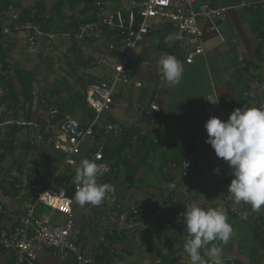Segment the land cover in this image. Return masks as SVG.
<instances>
[{"label":"crops","instance_id":"obj_1","mask_svg":"<svg viewBox=\"0 0 264 264\" xmlns=\"http://www.w3.org/2000/svg\"><path fill=\"white\" fill-rule=\"evenodd\" d=\"M100 1L103 3V0ZM207 1L213 7L228 9V15L225 20L203 22L205 54L198 57L195 64H186L182 52L180 55L183 57L176 56L183 65V76H189L192 81L187 83L182 80L174 87L164 81L160 88L161 73L157 60L164 53L160 50L161 36L147 37L136 48L130 73L120 81L114 94L115 101L113 98L109 111L99 121L98 141L87 139L82 147V156L93 153L99 147L110 151L105 163L116 173L118 180L114 182L116 185L111 184L114 193L110 202L105 205L100 203L101 216L94 215L93 204H86L73 214L78 219V232L83 235L82 245L93 258V264H191L184 249L187 231L180 214L193 204L205 209L222 207L227 212L233 234L227 243L219 240L212 242L222 249V264H264V235L258 236L256 232V225H264V206L255 211L248 204L234 201L227 190L233 179L231 169L225 161L216 157L213 149L206 157L195 159L188 177L175 184L174 200L169 199L173 189L169 188L168 164L186 159L194 139L207 134L204 125L208 119H220L223 111L230 116L234 109L247 106L242 103L247 87L253 78H264V57L262 60L254 58L257 37L250 28L254 17L251 8L262 6L263 12L258 16L264 17V5L242 8V3H254L256 0ZM122 2L116 13L123 14L127 7L128 0ZM61 29L58 33L44 34L38 28L35 33L37 57L30 58L27 53L25 32L0 42L11 51L6 72L0 62V86L6 92L5 77L14 92L20 93V84L14 76L15 68L37 74L32 121L27 120L19 100L15 103L17 108L6 100V109L0 114V155H4L0 161V177L7 169L19 173L18 166H22L23 161H28L26 169L29 168L34 153L45 159L53 157L52 135L48 129L56 128L62 121L51 123L56 111L60 108L59 114H66L65 117H71L80 124L85 121L90 123L88 117L93 111L80 102L79 95L85 94L89 86L115 75L113 65L120 60L123 48L119 41L110 40L104 28L95 36L83 38L68 32L73 29L68 22L62 24ZM108 31L117 35L111 28ZM112 44L118 47L117 51L111 59L102 62L103 52H107ZM166 44L170 47L173 40L169 38ZM239 54L245 55L246 66L250 63L249 67L245 66L247 69L237 65ZM200 75L202 80L198 79ZM257 100L249 106H264V90ZM51 103L53 110L49 105ZM152 103L161 108L160 113L152 111ZM172 107L176 109L174 112ZM10 124L11 129L16 127L19 132L7 138L11 132ZM109 124L121 125L123 133L127 134L116 137L102 131ZM43 126L49 136L48 141L41 135ZM31 132L35 133L33 143L37 148L28 152L25 147ZM130 135H134V150H126L120 159L118 156L124 151V139ZM216 169H219L218 174ZM23 196L10 198L0 192V207L3 208L1 229H12L17 225L20 215L30 204L21 202ZM14 202L24 204L21 213H16L9 205ZM116 205L129 211L137 210L139 214L135 217L133 230L126 233L127 239L111 244L107 242L106 235L111 231L117 232L110 218V213L116 211ZM245 211L248 212V219L242 220L241 215ZM47 217L54 220L51 213ZM201 255L207 264H212L204 249ZM13 260L16 261L12 256H3L2 264ZM73 261L72 255L55 256L47 251L40 254L37 264H75Z\"/></svg>","mask_w":264,"mask_h":264},{"label":"built area","instance_id":"obj_2","mask_svg":"<svg viewBox=\"0 0 264 264\" xmlns=\"http://www.w3.org/2000/svg\"><path fill=\"white\" fill-rule=\"evenodd\" d=\"M257 5H264V0H256L254 3L244 2L240 7L251 8ZM98 6L100 20L96 23L81 25L79 32L81 36L91 37L107 26L118 33L123 50L120 60L113 65L115 75L112 79L86 89L87 107L95 114L94 119L86 127H82L77 120L66 117L56 128L48 129L52 135L50 142L53 147L65 154V165H75V158L79 156L82 157L81 161L89 159L102 165L96 177L97 183L110 171L104 160L103 148L99 147L93 153L82 156V147L87 139L95 140L96 129H99L102 115L109 111L120 81L130 73L131 62L138 45L149 36L161 35L165 29H171L178 35L185 63L193 65L198 57L205 54L203 22L214 23L225 20L228 15V9L213 7L207 0H134L132 2L133 12L128 16H124L120 12H106L104 11L105 6L101 3H98ZM8 17L5 21L4 31L6 38H13L17 33L25 32L27 34V51L30 54H35L37 52L35 33L38 32V28L30 24L18 26L19 13L12 8L9 10ZM115 51H117L116 45H110L107 52H103L101 56L102 62L111 59V55ZM163 54L169 53L164 52ZM236 63L240 67H245V55L239 54ZM163 83L164 80L160 75V88ZM263 90L264 82H255L252 89L243 94L242 100L249 103L256 101ZM5 96V89L0 86V114L6 109ZM150 107L156 113L161 112V108L156 103H152ZM228 118L229 115L223 111L220 119L227 121ZM32 127L34 128L33 125ZM103 131L119 137L122 136L124 129L119 124H109ZM34 137L35 133L33 135L31 132L28 140H33ZM207 138V134H204L194 139L193 150L185 160L168 164V177L170 176L175 184L188 177L195 159L204 158L210 153L212 148L205 142ZM10 174L9 180L18 179L22 187L27 185L26 176H22L18 172ZM56 177L46 189L33 186V190L38 191L37 202L27 206L14 228L0 230V243L6 250V254L16 259L15 264H37L40 254L47 251L52 252L55 256L73 254L77 264H93V258L88 255L83 245L77 240L78 228L72 215L78 202L65 190L59 192L54 190L53 183ZM113 193L114 191L109 192L101 204L109 203ZM40 204L49 207L53 212L72 217L66 222L52 220L50 217L39 218L36 212ZM114 208L116 211L110 213V218L117 228V232L121 233L125 230L131 232L136 225L135 217L138 216L139 211H129L120 205H116Z\"/></svg>","mask_w":264,"mask_h":264},{"label":"trees","instance_id":"obj_3","mask_svg":"<svg viewBox=\"0 0 264 264\" xmlns=\"http://www.w3.org/2000/svg\"><path fill=\"white\" fill-rule=\"evenodd\" d=\"M100 0H58L56 4L53 7H47L45 5L44 0H40L36 2L32 7L28 8H23L21 5V0H0V42L6 38V36L3 35V20L6 18V13L10 10V8L14 9L15 12L19 13V22L18 26H24L27 24H30L34 27H38L39 30H42L44 34H51L53 32L58 33L61 31V25L64 24L65 22H68L71 24V27L73 28L71 31L72 36H76L79 32V27L83 24H88V23H96L100 20L99 16V8L97 6V2ZM132 2L133 0H128V5L125 8L123 12L124 16H128L131 12H133V7H132ZM68 5L70 13L66 15L64 13V8ZM254 8V7H253ZM263 7L259 6L257 9H252L251 12L254 13V17L252 20V23L250 25V28L252 32L256 35L257 37V46L255 49L254 53V58L258 60H262L264 57V17L263 16H258V14H261ZM105 32L107 35H109L110 40H115L120 42V37L117 33H111L109 30V27L105 26L104 28ZM66 31V32H67ZM161 42L162 45L160 47V50L163 52H167L173 56H180L181 53V48H180V41L178 39V35L175 31H172L171 29H165L162 31L161 35ZM171 38L173 40V44L168 47V44L165 45L166 41ZM118 48V47H116ZM10 50L5 49L3 45L0 43V62L2 64V68L4 72L5 70H8V65L9 63L7 62L9 55H10ZM249 64L247 66L249 67ZM246 66V67H247ZM245 67V69H247ZM36 72L35 71H25L20 68H15L14 69V76L17 78L19 84H20V93L16 94L14 90L12 89V86L10 85V81L8 80L7 77L4 78V82L7 85L8 92H6L5 96V101L8 100V102L16 107L17 100L22 103L23 109H25V116L28 117V121H32V110H33V105H34V84L36 83ZM255 82H264V78H253V81H251L250 85L247 87V92H249L252 89V86ZM252 84V86H251ZM56 95V93L54 94ZM80 102L86 104L85 101V94H80ZM52 97V96H51ZM243 97V96H242ZM258 101V100H256ZM256 101L248 102V101H242V103L247 104L248 107L249 105L255 104ZM247 102V103H246ZM10 105V106H11ZM51 109L53 110L54 105L53 103L49 104ZM59 106V104H58ZM17 108V107H16ZM60 109V108H59ZM59 109L56 111V116L52 119L51 123H57L61 119L63 120L66 118V114H59ZM95 117V114L88 117L89 121H92ZM89 122H84L81 124L82 127H86ZM12 124H10V129H11ZM45 126H43V129L41 131V135H44L45 141L49 140V136L45 134ZM97 129H96V136H95V141H98L97 138ZM103 131V130H102ZM100 131V133L102 132ZM19 132V129L16 130V127H13L11 129L10 134H13L12 136L7 135V138L16 136L17 133ZM126 133V132H125ZM122 134L123 137L124 134ZM127 134V133H126ZM46 135V136H45ZM133 136L130 135L128 138L124 139L125 140V146H124V151L120 155L119 158H123V154L126 150H134V143H133ZM34 143H35V139ZM33 140H27L26 143V149L28 152L34 151L37 147L34 146ZM52 145V144H51ZM52 150L54 152V156H48L46 163L45 164H35L33 169L28 168V182L29 184L26 187H22V184L20 183V180L15 179L14 181H11L8 179V175L10 174L11 169L5 170L4 174L2 177H0V192H3L4 196L10 197V198H17L20 197L21 195L23 196V201L21 202H30V203H36L38 199V191H34L32 186L37 185L41 186L44 189H46L54 177H56V180L54 181L53 188L55 191L59 192L61 190H65L67 194L71 197H74V194L76 192L75 188L78 186L76 183H74L75 177L77 175V170L80 166V161L82 157H76L75 158V165H65V154L61 151L56 150L53 145H52ZM193 147L191 148L190 152H192ZM107 153L109 155L110 151H105L103 149V154H104V160L107 162ZM3 154L0 155V161L3 159ZM187 157V156H186ZM109 159V157H108ZM114 160V159H112ZM185 160V159H184ZM180 162V161H179ZM62 166V167H61ZM23 167H25L23 164L22 166H18L19 173L23 175ZM168 169V166H167ZM59 173V175H58ZM190 173V172H189ZM112 169L105 174V176L102 178V180L98 184H114V182H118L116 173L114 174ZM61 176V177H60ZM168 176V174H167ZM60 179L58 180V178ZM169 182L171 184H175L173 179L169 176L168 177ZM113 181V182H112ZM174 192H176L175 188H173V193L169 195V199L171 201L174 200ZM86 205L81 206L79 203H77L74 207V211L77 209H81L85 207ZM94 215H100V208L101 205H94L93 207ZM48 209V210H46ZM100 209V210H99ZM3 208L1 207L0 209V223H1V218H3ZM51 213V209L49 207H46L43 204H40L37 209V216L39 218L45 219L49 214ZM101 216V215H100ZM256 232L258 233V236H263L264 235V225H256ZM1 230V227H0ZM116 231V230H115ZM114 231L109 232L106 235L107 242L111 244L119 243L122 242L124 239H127L126 236L128 233V230H125L121 233L115 232ZM77 240L78 243L82 245L83 242V235L78 232L77 234ZM84 247V246H83ZM72 255L74 259V263L77 264L76 258L74 257L73 254H68ZM7 256L6 250L0 243V264H2V257ZM96 258V255H95ZM95 262V261H94ZM15 261H8L7 264H14Z\"/></svg>","mask_w":264,"mask_h":264},{"label":"clouds","instance_id":"obj_4","mask_svg":"<svg viewBox=\"0 0 264 264\" xmlns=\"http://www.w3.org/2000/svg\"><path fill=\"white\" fill-rule=\"evenodd\" d=\"M157 65L168 86L180 83L184 69L175 56L163 54ZM204 128L208 137L205 142L214 150L216 157L225 161L231 169L233 179L228 192L237 204H248L259 211L264 206V106L236 108L227 121L211 117ZM101 167L94 160L81 161L74 180L79 186L74 198L81 206L99 205L107 193L114 191L110 184L97 183ZM215 171L219 173V169ZM169 188H175V184H169ZM180 215L187 231L184 249L191 264H207L201 255L202 249L212 264H222V249L212 242L219 240L227 243L233 234L226 210L222 207L205 209L193 204ZM241 219L247 220L248 212H243Z\"/></svg>","mask_w":264,"mask_h":264},{"label":"rangeland","instance_id":"obj_5","mask_svg":"<svg viewBox=\"0 0 264 264\" xmlns=\"http://www.w3.org/2000/svg\"><path fill=\"white\" fill-rule=\"evenodd\" d=\"M38 1H40V0H21V5H22V7L23 8H28V7H32L36 2H38ZM58 0H44V2H45V5L47 6V7H53L55 4H56V2H57ZM64 1H66L67 2V0H64ZM98 3H101V4H103L106 8L104 9V11H107V12H110V13H116V11H117V9H118V7H121L122 6V0H115V1H111V0H103V3L101 2V1H99V2H97V6H98ZM98 8H99V6H98ZM64 13L66 14V15H68L69 13H70V11H69V7H68V5H66V7L64 8ZM8 15H9V11L6 13V18L3 20V22H4V24H3V29H4V31H5V28H6V24H5V21L9 18L8 17ZM99 16H101L100 15V13H99ZM83 25H85V24H83ZM4 31H3V35H4ZM78 34H79V37H81V38H83V37H85V36H81L80 35V32H78ZM5 36V35H4ZM87 37V36H86ZM137 50V49H136ZM28 53V52H27ZM135 53V52H134ZM29 54V57L30 58H32V57H37V53L36 54H30V53H28ZM23 66V65H22ZM127 77V76H126ZM113 78V77H112ZM112 78H110V79H112ZM194 78V77H193ZM124 79V78H123ZM195 79V78H194ZM198 79H200V80H202L203 79V77H202V75H200L199 77H198ZM182 80H185L187 83H190L189 81H192V78H190L189 76H183V78H182ZM181 80V81H182ZM103 81H105V80H103ZM102 82V81H101ZM100 83V82H99ZM98 84V83H97ZM95 85V84H94ZM92 86V85H91ZM86 101V100H85ZM114 101H115V98H114ZM87 105V104H86ZM173 108V112L176 110L174 107H172ZM179 116V115H178ZM176 120H179L178 118L176 119ZM179 122H180V120H179ZM201 137V136H200ZM18 160L19 159H17V162H18ZM23 160H26V159H23ZM30 160H32V161H30V163H29V168L30 169H33L34 168V165L35 164H45L46 163V160L47 159H45V158H43V157H41L40 156V154L39 153H34L32 156H31V158H30ZM22 162V161H21ZM10 163V162H9ZM9 163L7 164V167L9 166ZM26 163H28V161H23L22 162V164L25 166V167H23V175L24 176H26V177H28V168L26 169ZM15 172V171H14ZM61 177V176H60ZM60 177L58 178V180L60 179ZM9 205L10 206H12L15 210V212L16 213H21L22 211H23V209H24V204H21V203H13V204H11V203H9ZM46 210H48V209H46ZM49 211V210H48ZM73 216V215H72ZM72 216H67V215H64V214H62V213H59V212H53V211H51V217H53V219L54 220H56V221H61V222H66V221H68ZM73 218V220H74V222H75V224H76V226L77 227H79L78 226V219H77V217H75V216H73L72 217Z\"/></svg>","mask_w":264,"mask_h":264}]
</instances>
